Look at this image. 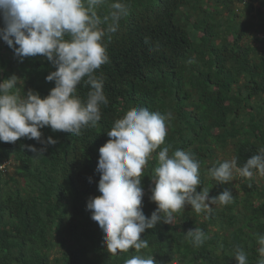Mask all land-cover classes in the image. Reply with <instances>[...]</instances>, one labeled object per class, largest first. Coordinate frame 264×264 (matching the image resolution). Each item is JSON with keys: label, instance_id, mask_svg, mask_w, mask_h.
<instances>
[{"label": "trees", "instance_id": "1", "mask_svg": "<svg viewBox=\"0 0 264 264\" xmlns=\"http://www.w3.org/2000/svg\"><path fill=\"white\" fill-rule=\"evenodd\" d=\"M112 2L96 9L101 18ZM123 2L129 13L116 32L104 36L109 63L95 73L104 80L109 101L101 105V120L79 136L40 129L43 139L57 141L42 154L26 147L40 149L34 139L0 141V167L15 162L19 178L9 181L0 170V264H125L135 255H153L156 264H237V246L246 252L248 264H257V235H264V183L256 175L251 180L237 175L236 184L217 185L208 169L228 151L242 166L264 149V0ZM251 12L258 18L254 31L252 22L236 20ZM189 59L195 62L189 64ZM54 70L39 55L19 60L0 39V80L21 77L24 85L14 89L18 94L33 89L43 98L55 86L45 80ZM89 90L82 80L77 95L86 99ZM136 106L171 113L164 144L152 153L141 178L146 217L156 208L149 199L156 155L169 145V155L190 150L200 162L197 191L209 188L214 197L228 188L233 201L213 205L210 214L186 205L173 214L171 224L160 222L141 234L147 249L113 256L86 202L101 194L98 149L109 139L107 131ZM190 229L205 234L199 247L187 237Z\"/></svg>", "mask_w": 264, "mask_h": 264}, {"label": "clouds", "instance_id": "2", "mask_svg": "<svg viewBox=\"0 0 264 264\" xmlns=\"http://www.w3.org/2000/svg\"><path fill=\"white\" fill-rule=\"evenodd\" d=\"M106 0H0V39L13 50L19 60L25 57H45L55 70L45 80L54 81L46 96L28 89L18 94L21 77L13 74L0 80V141L15 143L20 138L41 143L37 149L27 145L34 154H42L48 145L57 141L51 136L42 138L40 129L48 126L52 131L81 135L82 129L101 120V105H107L104 80L95 75L102 65L109 63L103 38L114 33L122 18L129 13L123 0H113L111 11L101 18L96 9ZM101 25L106 27L101 28ZM195 61L189 59L187 63ZM86 78V79H85ZM83 80L90 86L86 99L77 95V86ZM171 113L150 111L147 107H130L116 119L109 139L99 149L97 171L98 196L90 197L86 210L103 233V243L113 256L118 252L135 249L140 252L149 247L141 238L146 229L160 222L171 224L173 214L190 205L196 213L210 214L213 205H228L233 201L230 189L217 196L209 195V188L197 191L200 162L190 150H175L169 155L170 145L156 155L151 195L156 204L150 217L142 210L144 188L143 170L152 153L164 144L167 121ZM238 157L213 164L209 176L217 185L230 183L235 175L251 180L254 175L264 176V149L251 156L242 166ZM91 182V178H89ZM163 214V215H162ZM190 242L199 247L205 234L200 229L186 233ZM259 259L264 264V235H257ZM237 264H248L246 252L239 246L235 250ZM125 264H156L153 255H135Z\"/></svg>", "mask_w": 264, "mask_h": 264}, {"label": "rangeland", "instance_id": "3", "mask_svg": "<svg viewBox=\"0 0 264 264\" xmlns=\"http://www.w3.org/2000/svg\"><path fill=\"white\" fill-rule=\"evenodd\" d=\"M255 6L257 5V3L254 4ZM237 21H249V22H252L254 24V27L252 28V30L254 31V29L257 27V23H258V18L251 12V13H246V14H242L236 18ZM252 30H250L248 32V34L251 36V34H253ZM264 37V35H263ZM232 156H231V153H229V151L227 153H224L221 155V160L222 162L224 160H227V159H230ZM0 170H2V176L11 181V179H16V180H19L17 174H16V171H15V162H7L5 164H2V166L0 167ZM255 179L257 181H260L261 183H264V176H260V175H256L255 176ZM233 184H236L237 183V175L234 176L233 180L231 181ZM12 183V182H10ZM22 183V182H21ZM235 190V189H234ZM60 238V236H59ZM57 247V249L59 248L58 246H55Z\"/></svg>", "mask_w": 264, "mask_h": 264}]
</instances>
